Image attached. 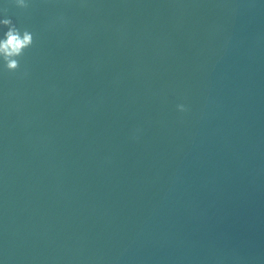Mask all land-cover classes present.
<instances>
[{
    "label": "water",
    "instance_id": "95a60500",
    "mask_svg": "<svg viewBox=\"0 0 264 264\" xmlns=\"http://www.w3.org/2000/svg\"><path fill=\"white\" fill-rule=\"evenodd\" d=\"M25 2L0 264H264V0Z\"/></svg>",
    "mask_w": 264,
    "mask_h": 264
},
{
    "label": "clouds",
    "instance_id": "9594fccd",
    "mask_svg": "<svg viewBox=\"0 0 264 264\" xmlns=\"http://www.w3.org/2000/svg\"><path fill=\"white\" fill-rule=\"evenodd\" d=\"M15 3L20 8L28 7L25 0H15ZM0 26L7 29L0 38V60L4 62L7 71L16 72L20 68L19 58L34 43V35L27 29L21 31L10 18L0 20ZM178 108L181 111L185 110L183 105H179Z\"/></svg>",
    "mask_w": 264,
    "mask_h": 264
}]
</instances>
